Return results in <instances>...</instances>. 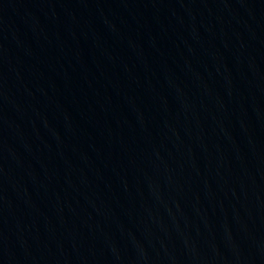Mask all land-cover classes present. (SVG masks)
Segmentation results:
<instances>
[{
  "label": "water",
  "instance_id": "1",
  "mask_svg": "<svg viewBox=\"0 0 264 264\" xmlns=\"http://www.w3.org/2000/svg\"><path fill=\"white\" fill-rule=\"evenodd\" d=\"M0 264H264V0H0Z\"/></svg>",
  "mask_w": 264,
  "mask_h": 264
}]
</instances>
